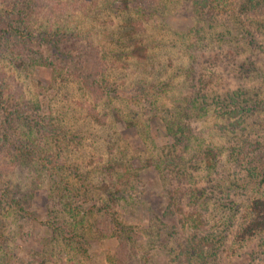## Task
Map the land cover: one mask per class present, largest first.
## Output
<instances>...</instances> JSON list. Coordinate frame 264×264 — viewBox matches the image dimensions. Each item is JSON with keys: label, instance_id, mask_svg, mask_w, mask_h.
<instances>
[{"label": "rangeland", "instance_id": "374dc122", "mask_svg": "<svg viewBox=\"0 0 264 264\" xmlns=\"http://www.w3.org/2000/svg\"><path fill=\"white\" fill-rule=\"evenodd\" d=\"M12 1L0 0V21L15 19L8 16ZM128 1L38 0L28 20L41 38L70 29L63 51L76 59L94 64L102 55L111 94L99 102L55 68L50 46L0 59L4 106L24 113L5 139L0 110V264H119L121 241L128 242L126 264H264V235L237 236L242 206L264 194L256 177L264 173V0L235 21L224 16L213 27L200 21V28L190 0L146 19L129 13ZM142 3L154 13L153 4ZM144 86L165 91L157 107L133 102ZM198 91L210 106L183 119L194 134L187 152L166 124L176 104ZM233 93H240L236 102L228 99ZM231 109L241 110V127L225 115ZM47 123L52 134L42 128ZM14 143L34 157L17 156ZM210 143L222 151V168L199 183L208 206L194 210L188 197L182 206L172 200L176 169L165 172L161 163L181 150L183 172L199 179L217 155ZM4 191L33 220L15 213ZM194 213L206 223L198 254L189 250Z\"/></svg>", "mask_w": 264, "mask_h": 264}, {"label": "trees", "instance_id": "16d2710c", "mask_svg": "<svg viewBox=\"0 0 264 264\" xmlns=\"http://www.w3.org/2000/svg\"><path fill=\"white\" fill-rule=\"evenodd\" d=\"M143 0H129V4L126 6V9L129 13L136 14L141 17L151 16L152 14L159 15V18L164 14L168 4H178L180 0H145L148 3V7L152 4L154 5V13L152 11H145ZM194 10L196 12V20L198 21V28L201 27L200 21L204 22L203 24H210V27L219 21L221 17L226 16L227 18H238V16H242L241 12L247 15L246 12L252 13L255 10L260 8V2L262 0H190ZM38 0H13L12 1V11L8 14V16H13L15 19H10L9 17L3 21H0V59L6 56V52H11L14 55H26L28 56V52L30 48H34V52L38 53V49L43 46H50L52 52V61L55 68L61 72H65L70 77L79 80L82 85L83 90L95 101L99 102L103 100L105 97H110L111 94L110 84H109V69L102 62V55L96 59L94 64L89 63V59L84 56H79L77 59L72 56L70 52H64L63 46L65 42L68 41L67 38L71 34L70 29L66 31V29H58L55 32L49 31L41 34L43 37H38L33 34V31L28 26L29 17L34 13V7L38 8L36 3ZM127 2V1H126ZM161 2V3H160ZM145 3V4H146ZM157 9L161 8V13L157 12ZM79 9H85L83 5L79 7ZM239 12V13H238ZM146 19V17H145ZM240 20V18H239ZM239 30V29H238ZM244 36V35H243ZM78 38V37H77ZM245 38V36L243 37ZM248 39V38H247ZM249 43L253 44L252 39L248 40ZM45 44V45H44ZM10 47L11 50H8ZM218 58H216L217 62ZM90 69L87 71L86 69ZM208 82H200L201 90L210 91L208 87ZM145 89L146 86H144ZM142 87V88H144ZM167 87V86H166ZM151 89H147L142 91L143 95L138 94V91L135 92V101L140 100L139 102L143 103L148 107H157L158 101V92H165L162 89H157L154 86L150 87ZM165 90V89H164ZM3 91V89H1ZM0 91V110L2 112V123L1 128L3 129V138L6 139L8 135V126L11 125V122L14 120L20 119L21 116H24L23 110L19 108H6L5 102L2 99V95ZM196 94L195 98H186L184 105L180 103L176 104L174 107L175 116L174 121L166 124V128L171 134L174 136L173 140H175V145L178 148H183L184 150H188L191 148L189 142H191V136H193V132L190 129L189 125H184L183 119H189L196 115V111L202 110L205 112L210 105L207 104V99L204 95L201 94L200 91ZM148 95V97H147ZM156 95V96H155ZM240 98V93H233L229 96V100L231 102H236L237 99ZM188 100V101H187ZM214 104L218 105L219 103L214 100ZM184 102V101H183ZM199 108V109H197ZM232 108V107H231ZM240 108V107H239ZM151 109V108H148ZM221 113L223 112L222 109ZM239 109H231L226 110L225 115L228 116L229 119H236L234 125L236 127H241L243 123L242 120L244 117H241ZM198 116L196 118H200ZM195 118V119H196ZM181 121V124H180ZM50 123L44 124L42 126L43 130L49 132V134L53 133L52 128L50 127ZM178 130L182 132L177 136ZM227 134V133H226ZM227 135H235V130L230 132ZM223 136V135H221ZM220 136V137H221ZM190 140V141H189ZM211 147L208 146L207 150H214L217 152L216 157L214 158V162L211 167L205 169L203 173H199V179H196L191 173L183 172V169L180 167L185 163V158L183 152L180 150L168 160H163L164 163H161L163 168H165V172L171 170L172 167L176 169L177 175V186L172 190V194H174L173 199L175 202L181 203V199L184 197H188L190 200L189 205L194 209H198L199 207L204 208L208 206V199L202 201L203 197L207 196L208 192H206L207 188L202 187L199 183L202 182L208 173L212 172L218 167L217 161L219 159L218 156L221 155V150H219L218 146ZM245 144V141L243 142ZM13 149L15 154L22 158H32L35 155V151L31 149H27L23 145H19L14 143ZM243 145H241V153H243L244 158H249V153H244ZM221 151V152H220ZM233 151V150H232ZM188 152V151H187ZM200 152V151H199ZM198 152V153H199ZM203 152V151H202ZM238 152V150L234 149L233 153ZM219 162V161H218ZM256 177L258 179V185L264 189V173L257 174ZM206 180V179H205ZM207 183V181L205 182ZM8 200H10L11 205L13 206V210L15 213L23 214L27 219L33 220V215L28 211H24V207L17 202L11 195V192L4 191ZM183 206V204L181 203ZM192 210V211H194ZM196 213V212H195ZM196 220H193L190 225V229L194 232H190V248L189 250L192 254H198L200 252V247L203 248L205 246L206 240L204 237H200L199 233L201 231H205L206 223L201 220V215H196ZM241 225L238 229V239L241 241L249 240L258 235H264V194L259 197H254L249 199L243 206L241 211ZM194 222V223H193ZM63 232L62 230H60ZM64 233V232H63ZM121 240V239H119ZM128 242L121 241L119 250L117 252V257L119 258V264H126V249ZM203 250V249H202ZM204 253V252H203Z\"/></svg>", "mask_w": 264, "mask_h": 264}]
</instances>
